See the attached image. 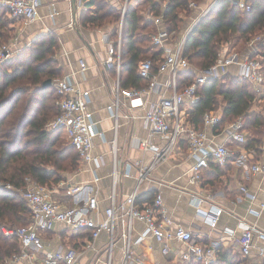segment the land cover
<instances>
[{"label": "built area", "instance_id": "1", "mask_svg": "<svg viewBox=\"0 0 264 264\" xmlns=\"http://www.w3.org/2000/svg\"><path fill=\"white\" fill-rule=\"evenodd\" d=\"M222 0H206L204 5L195 1L189 3V7L196 14L191 17L188 27L182 35L178 36L175 42H169L172 33L161 27L162 14L154 17V23L158 24L157 31L151 34V42L161 48L162 54L157 59V69H152L150 58L142 59L137 64L138 76L147 79L143 87L124 88L120 85L119 79L115 81L113 89L112 104L108 106L112 116L115 118L114 129L118 123V108L125 104L128 109H141V116L144 120L147 134L139 141V148L152 153V160L148 165H137V182L135 189L126 194L120 201L116 200L114 188L109 195V205L102 212L99 202L93 189L87 185H71L69 193L73 203L67 205L55 198V186L64 185V181L49 187L26 178V186L21 189L23 198L26 200L30 221L26 225L16 227H1L5 235H14L20 244L19 251L12 257L13 264L28 261L29 264H78L82 249H91L98 257L103 255V264H115L114 247L118 240L122 246L118 264H155L147 261L138 255L133 248L151 238L158 242L160 252L167 256L173 254L181 264L190 261H199L204 264L213 262L216 258L215 247L217 244H203L196 241L191 230L175 223L166 213L163 207V199L157 192L149 204L142 207L137 203L138 190L140 185L148 178L150 171L166 161L173 149L182 138H185L189 145L190 156L195 161L190 167L189 181L197 183L202 177V170L208 167L210 161L216 164H224L233 155L225 142L209 145L207 133L204 128L198 129L187 120L186 110L188 106L199 100L198 89L206 80L220 78L228 73H233L240 79L249 81L257 92L264 86V69L262 56L258 43L264 42L260 36H255L247 41L246 49L241 54L227 48L219 49L215 61L204 69H196L194 80L183 86L177 85L179 72L189 67L188 59L184 55V44L187 36L197 23ZM237 6L241 11H248L250 3L248 0H228ZM42 0H0V7L6 10L11 19L20 20L24 24L32 21L38 14ZM124 11V10H123ZM122 23V22H121ZM121 28H118V41L115 46L107 48V56L104 64L107 67L115 68L118 73L121 68ZM261 41V42H260ZM15 49L12 42L0 45V65L12 56ZM80 70L86 68L83 60H79ZM159 74H165L164 80H158ZM74 71L55 78L52 83L58 95L56 105L59 112L46 123L47 129H58L63 138L74 147L79 156L78 162L93 163L91 170L101 165L102 157L93 155V137L97 133L95 121L91 112L86 108L87 92L83 90L75 79ZM157 90L159 96L150 101L148 95ZM219 112L209 111L203 114V125L216 127L220 121ZM125 116H130L126 114ZM243 118L240 116L225 127L227 136L231 141L243 144L246 140L242 132ZM224 130V129H223ZM115 139V138H114ZM111 140V148L115 154V140ZM151 139L164 140L162 145L153 142ZM130 164L125 167L127 174ZM246 172L264 174V164L256 162L250 166L243 165ZM114 170L113 177L117 179ZM98 177L95 174L94 180ZM61 185V186H62ZM57 186V187H58ZM7 187L11 188L10 184ZM244 192L247 191L241 187ZM248 194V193H247ZM200 202V200H199ZM254 214L264 212V190L261 192L259 210H251ZM199 213V209H196ZM223 212L217 206L208 208L202 215L211 227H214ZM200 213V214H201ZM144 225L143 230L135 227V222ZM61 225V229L67 230V240L72 237L75 242H82L77 248L73 245L57 244L54 248H47L42 233L52 231L55 225ZM116 229H119V238L115 236ZM105 232L107 241L101 248L96 245L97 239ZM255 232L264 238V231L257 230L253 224L242 223L240 234L235 238L238 253L247 257L250 256L254 247ZM83 234V235H82ZM171 241H177L182 248H174ZM81 245V244H80ZM101 254V255H100ZM264 257V246L260 249Z\"/></svg>", "mask_w": 264, "mask_h": 264}, {"label": "crops", "instance_id": "2", "mask_svg": "<svg viewBox=\"0 0 264 264\" xmlns=\"http://www.w3.org/2000/svg\"><path fill=\"white\" fill-rule=\"evenodd\" d=\"M87 1L42 0L38 14L32 21L24 24L20 20H15L11 24V28L14 29L17 40L23 46L44 34L55 36L58 46L55 50L54 59L62 69L61 75L74 71L78 85L87 92L86 108L91 112L97 132L93 137L92 152L93 155L102 157L101 165L95 169L98 179L94 180L95 174L91 170L94 166L93 163L78 162L76 170L69 175L67 174L65 180L57 183L64 181V188L61 187L62 184L59 186L55 184L58 187L55 186L54 196L59 201L66 203L56 196L62 191L67 202L72 204V196L68 194L70 186L87 185L93 189L102 212L109 205V195L113 188L117 201L122 200L126 194L135 189L138 171L136 162L139 161L142 165L150 164L152 153L139 148L140 139L147 134L141 116L142 110L128 109L125 106V104H128V100H124L125 104H121L117 111L118 126L115 130V118L108 108L112 104L114 84L119 79L121 70L117 73L115 68L107 67L104 60L107 56V48L117 44L118 28L122 24L123 10L126 9L129 1L104 0L109 6L121 10V17L115 24L117 26L115 30L110 27L109 23L102 26H93L86 23L83 14L95 12L94 6H88ZM145 1L131 0L129 4L142 13L144 18L152 20L155 25V31L152 33L154 34L157 31L158 24L154 23L155 16H152L149 7L145 6V10L141 11ZM160 2L161 7L165 6V1ZM205 2L206 0H203L199 5H204ZM196 12L197 10L191 14V17ZM114 23L112 24L114 25ZM174 36L171 37L169 42H175L177 37ZM239 41L243 40L239 39ZM244 43L246 46L247 41H244ZM150 44L156 47L151 43V39ZM245 49L239 53L243 54ZM79 60L85 62L86 68L84 70H80ZM164 78L165 74H159L158 80H164ZM158 96L159 92L154 90L148 95V99L152 101L157 99ZM251 109L254 110L252 107ZM126 114H130V116H125ZM226 126L218 128V126L204 127L202 125L201 128H204L208 135L206 142L209 145L213 146L216 143L225 142L229 149L234 152L227 162L216 164L210 161L208 167L202 170L201 179L197 183H191L189 181L190 167L195 159L189 154L188 142L185 138H182L173 149L170 157L166 161L155 165L150 171L148 178L139 187L136 200L139 205L144 204L147 201L144 199L141 201L142 196L151 194L154 198L155 194L159 192L168 216L175 223L191 230L196 241L208 245L211 243L217 244L215 247L216 253L220 246L231 248L233 252L238 253L235 238L240 234L243 222L253 224L257 230L264 231V212L259 211L258 214L251 212V210H259L261 192L264 190V174L249 173L243 167V165L250 166L256 162L264 164V135L262 138V151L256 157L253 149L245 148L244 143L241 144L229 139L225 132ZM113 139L115 140V154L111 148V140ZM151 140L160 145L164 143V140ZM127 164H130V167L127 174H125ZM114 170L118 172L117 179L113 177ZM241 187H244L247 191L244 192ZM214 206L222 208L223 212L217 224L211 227L202 213ZM197 208L199 213L196 212ZM61 227L58 224L55 225L52 231L42 233L47 248L52 249L57 244L72 243L71 238L67 240L65 231ZM135 227L138 230L144 229V225L139 221L135 222ZM106 241L107 234L103 232L97 239L96 245L103 248ZM170 243L175 249L182 248V245L177 241H171ZM80 244L82 246L83 243L80 242ZM121 246L122 242L118 240L114 247L115 264L119 263L117 260L120 259ZM263 246L264 238L255 232L254 247L250 254L255 264L263 263L264 257L260 254V249ZM81 249L82 253L79 256L78 264H103V255L98 257V262H95L97 255L94 254L93 250ZM133 250L151 263L177 264V257L173 254L163 255L160 252L158 242L151 238L145 239ZM19 264L29 263L23 261Z\"/></svg>", "mask_w": 264, "mask_h": 264}, {"label": "trees", "instance_id": "3", "mask_svg": "<svg viewBox=\"0 0 264 264\" xmlns=\"http://www.w3.org/2000/svg\"><path fill=\"white\" fill-rule=\"evenodd\" d=\"M128 1L122 18L119 81L124 88L143 87L148 81L138 76V62L145 59L142 56H148L152 60V69L156 70L157 59L162 50L150 44V34L155 31L152 20L144 18L142 13L129 4L131 0ZM160 1H165V6L161 7ZM191 1L198 4L203 2L146 0L141 11L147 6L153 17L162 13L161 27L173 33L180 29V22L183 23L181 11L185 10L187 15L193 13L189 7ZM248 1V11H241L228 0L220 1L191 30L183 49L189 67L177 75L178 88L181 89L194 80L196 69L211 65L220 46L233 39L245 41L253 34L264 31V0ZM86 4L95 9L92 14H83L86 23L102 26L120 20L121 10L109 6L104 0H88ZM4 12L6 14V10L0 7V40L7 36V32L12 31L9 25L15 21L4 18ZM142 29L143 33L140 32ZM57 46L55 36L41 35L9 64L12 67L9 72L0 69V180L3 181L0 184V264L11 259L20 249L18 239L14 235H5L1 230L2 225L10 226L21 222L20 226L30 221L29 206L21 193V189L26 186V178L52 187L65 180L67 173L74 172L78 167V153L68 142L63 144L64 141L59 136L61 131L45 127L48 120L59 112L56 105L58 95L52 83L62 74V69L54 59ZM258 47L264 64V45L258 43ZM47 79L51 80V84L43 87L42 84ZM252 87L249 81L240 79L233 73L206 80L198 89L199 100L190 104L186 110L187 120L199 129L203 125L205 112L221 108L217 126L222 128L241 116L243 128L250 131L243 146L253 149L258 157L263 147L264 118L251 109L257 92ZM3 183H9L12 187L8 188ZM143 199L147 201L144 204H149L153 195L145 194L141 201ZM139 206L142 207L143 204ZM73 246L79 247L77 242ZM187 264L202 263L190 261ZM209 264L255 262L250 256L243 257L231 248L220 246L215 260Z\"/></svg>", "mask_w": 264, "mask_h": 264}, {"label": "rangeland", "instance_id": "4", "mask_svg": "<svg viewBox=\"0 0 264 264\" xmlns=\"http://www.w3.org/2000/svg\"><path fill=\"white\" fill-rule=\"evenodd\" d=\"M191 14H192V12L189 14V15H187V13H186V11L184 10V11H181V13H180V16H181V18H183V23H181L180 22V29L178 30V31H176V32H173V34L172 35H175L177 38H178V36L179 35H182L183 33H185V31H186V29H187V27H188V24H189V22H190V20H191ZM3 17L4 18H10L8 15H7V13L5 14V12L3 13ZM15 20V19H14ZM116 23V22H115ZM115 23H114V25L112 24V23H109V25H110V27L111 28H117V26L115 25ZM9 26H11V25H9ZM140 32H144V30L142 29ZM8 34H7V36L5 37V38H3V39H1L0 40V45H2V44H5V43H8V42H12V44H13V48L15 49V52H13V54H12V56L11 57H9L7 60H5L4 62H3V64H1L0 65V69L1 70H5V71H7V72H9L11 69H12V67L9 65L10 63H12L13 61H15V59H17L25 50V48H27V47H29L30 46V43H28V44H25L24 46L20 43V41L19 40H17V38H16V34L14 33V29L12 30V31H10V32H7ZM152 34V33H151ZM151 34H150V36H151ZM174 36V37H175ZM255 36H260L261 37V39L262 40H264V31L263 32H258L257 34L255 33V34H253L250 38H253V37H255ZM250 38H248L247 40H245V41H248ZM151 39V38H150ZM179 39V38H178ZM178 39H176V40H178ZM261 42V41H260ZM152 43V42H151ZM245 43H244V41H239V39L237 40V39H233L231 42H229V43H227L226 45L224 44V45H222V46H220L219 47V49H222V48H227L226 49V51L227 50H235V51H237V52H240L241 50H243L244 48H246V46H247V44H246V46L244 45ZM263 45H264V42H263ZM218 49V50H219ZM24 55H25V53H24ZM142 58H148V56H142ZM141 58V59H142ZM193 63H196V61H194ZM263 66H264V64H263ZM253 88V87H252ZM219 103H220V101H219ZM252 108L256 111V112H258V113H260L263 117L262 118H264V86H263V88L260 90V92H256V97H255V100H254V102H253V104H252ZM216 112H220L221 113V108H218L217 110H216ZM220 113H218L219 115H220ZM55 115H53V117H54ZM51 119V118H50ZM49 119V120H50ZM228 123V122H227ZM47 125L45 124V127H46ZM243 127H244V121H243ZM242 127V132L247 136L248 135V133H250V131H248L247 129H244ZM47 128V127H46ZM263 135H264V129H263ZM59 136H60V138L65 142H63V144H67V140L65 139V138H63L62 137V135L61 134H59ZM72 173V172H71ZM71 173H69V174H71ZM68 174V173H67ZM68 174V175H69ZM67 176V175H66ZM66 179V178H65ZM3 181H1L0 180V184L2 183ZM9 184V183H8ZM3 185H4V183H3ZM11 185V184H10ZM4 186H7V185H4ZM53 186H55V185H52V187ZM11 187H12V185H11ZM62 188H64L65 186L64 185H62L61 186ZM8 188H10V187H8ZM56 188H57V186H56ZM63 193L64 192H62V191H60V193L58 194V195H56L57 197H59V198H61L64 202H66L65 204L67 205V200H66V198H64V196H63ZM19 224H22L21 222H15V223H13V225H7V224H3L2 226H4V227H11V228H13V227H16V226H19ZM65 232V234H66V236H67V230H64ZM119 235H120V233H119V229H116V232H115V236H116V238L118 239L119 238ZM72 240V239H71ZM63 242H65V241H63ZM70 242V241H69ZM74 243H76L74 240H72V243L70 242V243H67V244H69V245H74ZM67 244H63L64 246H67ZM78 248H80L81 247V245L78 243ZM12 259V258H11ZM11 259H9L8 261H6V262H4V264H13L12 262H14V260H12L11 261ZM259 262H261V261H259ZM177 264H181V261L180 260H177V262H176ZM174 264V263H173Z\"/></svg>", "mask_w": 264, "mask_h": 264}, {"label": "water", "instance_id": "5", "mask_svg": "<svg viewBox=\"0 0 264 264\" xmlns=\"http://www.w3.org/2000/svg\"><path fill=\"white\" fill-rule=\"evenodd\" d=\"M50 84H51V80H50V79H47V80H45V81L43 82L42 86H43V87H46V86H48V85H50Z\"/></svg>", "mask_w": 264, "mask_h": 264}]
</instances>
